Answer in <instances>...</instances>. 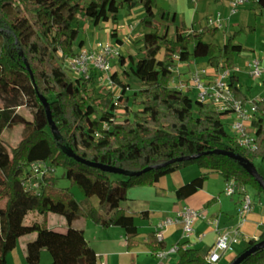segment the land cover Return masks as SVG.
<instances>
[{
	"label": "trees",
	"instance_id": "16d2710c",
	"mask_svg": "<svg viewBox=\"0 0 264 264\" xmlns=\"http://www.w3.org/2000/svg\"><path fill=\"white\" fill-rule=\"evenodd\" d=\"M136 2L144 11L140 22L149 28L138 40L142 43L140 55L120 53L119 64L127 65L112 74L117 89L96 96L93 87L98 71L85 79L69 75L64 66L76 52L82 31L79 21L89 20L95 25L111 21V36L116 37L119 7ZM257 3L264 9V0ZM171 25L173 32H169ZM217 30L175 23L174 14L158 7L157 0H0V90L8 95V102L0 106V264H7V253L23 236L29 238L25 245L28 264H40L44 248L52 257L46 264H99V255L82 226L86 220L105 228L122 227L127 246L132 247L131 236L138 232V224L135 214L120 204L128 198V189L153 186L163 175L193 164L202 171L177 187L179 198L202 188L215 171L226 180L234 179L264 193L238 160L214 152L230 150L252 162L255 158L264 161V91L258 99L259 112L251 119L257 145L252 150L238 144L222 123L233 110H218L197 98L193 100L190 92L170 84L177 61L190 60L192 46L207 32L214 34ZM237 33H229L223 44H206L208 66L235 68L237 55L248 50L235 42ZM238 81V75L232 72L228 86L246 105L250 88L242 90ZM20 93L33 100L35 110L30 118L18 110ZM40 96L46 98L58 138ZM16 125L23 127L22 138L9 149L2 133ZM65 149L90 162L142 172L130 175L103 170L75 159ZM186 156L195 157L184 159ZM36 161L64 168L70 186H56V175L47 173L38 180V187H27V167ZM72 186L78 187L82 198L75 195ZM216 199L212 197L206 207ZM31 213L43 220L27 221ZM51 213L64 217L63 231L45 225ZM138 214L145 219L149 211L142 209ZM263 238L264 230L258 237L248 238L235 256ZM146 244L153 254L166 245L153 235ZM176 252L174 264H213L207 260L209 249L204 246L195 248L187 241L178 242ZM239 264H264V247Z\"/></svg>",
	"mask_w": 264,
	"mask_h": 264
},
{
	"label": "crops",
	"instance_id": "0c3cea01",
	"mask_svg": "<svg viewBox=\"0 0 264 264\" xmlns=\"http://www.w3.org/2000/svg\"><path fill=\"white\" fill-rule=\"evenodd\" d=\"M121 1L123 0H115L116 3H119ZM197 3H198V0H157L158 7H161L169 11L171 14H174L175 23L184 22L186 25L191 26L193 28H196L195 22L198 21L197 20L198 18L196 17L200 11ZM143 13H144L143 7L140 2H136L130 7L126 5L125 6L122 5L121 7H119L117 26L116 25L114 26L116 27V30H115L116 37L111 36V29L113 26L110 21H102V22H105L103 25V30L105 31L103 35L102 33H99L97 30L99 23L95 25L91 21L86 20L84 23L83 31L80 34L79 40L77 41L75 50H77V48L79 47L90 48V44L92 46L93 43H95L96 45L98 42L113 41L116 43L120 53H122L123 55L125 56L129 54L135 55V53L133 52V47L135 45V42L138 41L142 37V35L145 33L144 32L145 29L142 28L139 30L137 28L138 27L137 23L134 22V18H139V22H140V19L143 16ZM173 27L174 25H171L169 27V32H173L174 30ZM117 39H120V42H116ZM138 45L139 47H141L142 43H139ZM135 56H138V55H135ZM195 56L196 54L193 53L192 57H195ZM248 60L250 59L245 60V63ZM191 62H192V59L188 61H184V62L177 61L176 65H178V69L175 67L173 69L174 76L170 83L171 86L178 87L182 89L184 92H187V91L196 92V90L191 85L192 81L190 78H191L192 73H194L195 71L205 70L207 73L204 76H206L209 79H212L218 75L219 70L214 67L208 66L206 61L201 65L200 63H197L195 71H192V69L190 68ZM117 63L118 65H120L118 60H116L114 62V67L116 69H117V66H116ZM125 65H127V63ZM238 70L240 71L242 69L241 68L239 69L238 63L236 60V66L232 70V72L236 73L239 77L237 86H239L242 90H244V87L241 83V75L238 73ZM247 72L249 75L248 67H247ZM183 85L184 87H182ZM263 85H264V81H263ZM246 88H251V85H247ZM229 114L233 115L234 118H237L236 113L231 112ZM183 170L184 168L173 172L172 174L173 176L170 178V180H168L167 185L166 184L163 185L162 180L160 179L153 186H138L139 187V192H138L139 204H141L139 205L140 206L139 208H141L140 210H142V208L147 209L149 211V214H148V217L144 219L146 222L143 223L142 228L141 226L138 225V232L135 235L131 236L132 242H133L132 247L127 246V240H126L127 235L122 227L110 226L109 231L114 232L115 235L107 238L109 250H107L105 254L101 253L100 251L96 250L95 246L92 244V241L89 240L86 234V228H84L85 236L87 240L94 247L99 257L102 258L103 256H105L101 260L102 262L101 264H112V263L120 264V262H122V260L125 257H128L130 254L131 255L136 254V257L138 259L136 258L137 261H134L136 262L135 264H144V263L166 264V262L168 263V261L170 260L169 256L171 254L167 255V257L163 259H160L157 257L156 254L151 253L146 242L153 235L154 227L160 220H162L166 216L172 215L177 209L181 208L183 205H186V204L194 208L204 209L207 217L206 218L198 217L195 219L193 223L192 232L190 236L188 237L184 236L181 223L173 224V225L166 227L164 230V241L166 244L165 247L167 248L177 244L178 242L187 241L189 246H192L195 248L204 246V247H207L209 250H212L214 248V244L218 236V231H217L216 225L213 223V219L218 220V226L220 228H232L237 223V216L235 214L237 198L228 197L225 195L222 196L223 195L222 191L226 184L225 178L222 179L221 187H219L218 191H214V189L209 187V178L211 174L214 173L212 172L210 173L208 179L205 181L202 188L198 189L195 193H193L192 195L188 197L179 198L177 197L176 192H175L177 187H179L181 184L191 179L193 176L192 172H183ZM157 188H158V191H157ZM170 191L173 192V197L171 199V202L173 205L170 207V209L167 208L166 204L164 206L158 205L154 209L152 208L151 205L148 204L149 200L154 201V202H160L161 199H164L166 197L165 195ZM212 197H216L217 198L216 201L212 205L206 207L207 202ZM232 200H234L233 203H235L233 204V208H231L232 202H230ZM232 210H234V212ZM262 225L263 227L261 229H257L255 231L253 228H251L248 225V222L246 221V223L244 224L241 230V236L238 241L240 243L239 246H243L241 247V249H243L246 246V241L248 238L250 237L256 238L259 236V234L264 230V222ZM84 226L86 225L84 224ZM118 238H119V241H121L122 243L118 242ZM117 243H120L121 245V246L119 245V248H116ZM125 248H126V251L124 250ZM124 251L125 253H128V255H126ZM141 255H143V257ZM140 256L142 257L141 259H140ZM226 256L227 254L222 255L219 261L220 264H222V261L224 260ZM230 261H228L226 264H228Z\"/></svg>",
	"mask_w": 264,
	"mask_h": 264
},
{
	"label": "rangeland",
	"instance_id": "374dc122",
	"mask_svg": "<svg viewBox=\"0 0 264 264\" xmlns=\"http://www.w3.org/2000/svg\"><path fill=\"white\" fill-rule=\"evenodd\" d=\"M198 6H199V13L196 18H198L195 22V27L198 29H208L211 28L207 22L206 18L208 15H215L217 13H221L224 18L223 27L218 29L214 34L207 32L202 41L200 43H196L195 46H192V50L196 54L195 57H192V62L190 64V68L192 71H195V68L197 66V63L203 64L206 61V44L209 42H215L218 44H223L227 40V36L229 33H233L235 31H238L235 42L240 43L246 47H248V50L243 51L240 53L236 60L238 63L239 69L238 73L241 75V83L244 87V90L246 91L248 88L247 85H251L250 90H247V95L250 99L254 97H261L264 91V54L262 55L261 51H264V9H260L258 7V3L256 0H244L242 5L238 6L237 11L234 14H230L229 9V0H198ZM126 4H124L125 6ZM127 6V5H126ZM229 17V18H228ZM86 20H80L79 26L81 27L83 31L84 23ZM111 22V21H110ZM134 22L137 23L138 29L144 28V32L148 31L149 28L143 26L139 22V18H134ZM105 22H100L98 24V32L102 33L104 35L103 25ZM112 23V22H111ZM201 25V26H199ZM113 26V24H112ZM117 26V24H116ZM251 27H253V30H251ZM174 28V27H173ZM81 31V33H82ZM80 33V34H81ZM80 37V36H79ZM139 42L136 41L135 45L133 47V52L135 55L139 56L138 49H139ZM95 45V43L92 44V46ZM90 44V49L92 48ZM118 57V56H117ZM117 57H114V59H111V64L114 65V62L117 60ZM253 57H262V67L263 72L260 76L257 77H251L248 75L247 72V64L245 63V60L251 59ZM65 69L67 70L68 74L77 77L79 76L78 73H74L69 70L67 64L65 63ZM117 69L121 71L123 69V66L116 64ZM184 79V78H183ZM115 83V82H114ZM93 85V84H92ZM91 86V84H90ZM92 87V86H91ZM94 94L100 95L105 90L111 89L106 87V85H103L101 82H97L94 84ZM117 85H115L114 89L116 90ZM131 92V90H129ZM191 97L193 100L196 99V92H190ZM19 99L21 101V105L19 106L18 110L23 113L26 117L30 118L32 116L33 111L35 110V107L33 105V100L29 98L27 95L19 94ZM8 102V95L0 90V106L5 105ZM134 109H137V106L133 107ZM262 108L260 107V110ZM236 118L233 117V115L228 114L222 118V123L224 124L226 130L234 136V130L232 128V124ZM22 132L23 127L21 125H16L13 128H6L2 133V138L7 143L9 149L11 147L17 146L22 138ZM254 166L256 169L264 176V161H262L260 158L254 159ZM202 169L199 168L197 165L193 164L190 166H187L184 168L183 172H192V177H195L201 173ZM175 172V171H174ZM54 174L56 175V181L55 185L58 187H67L70 186V180L65 176V169L62 167H55ZM172 173L163 175L160 179L162 180L163 185L168 184V180L173 176ZM222 175H220L218 172H214L211 174L209 178V187L214 189V191H218L219 187H221L222 182ZM170 182V181H169ZM247 194L251 197L253 202V207L251 212L248 214L247 222L248 225L253 228L255 231L257 229H261L263 227L264 222V193H258L254 187L251 185H244ZM72 190L75 193V195L78 198H82V194L77 186H72ZM139 187L133 186L128 189V198L125 200H121V206L128 209V212L135 214L136 222L139 226H141L144 222H146L143 218L139 216V211L141 208H139L141 204H139ZM216 193V192H215ZM138 195V196H137ZM132 196V198H131ZM164 199H161L160 202H154L150 201L148 202L149 205L152 206V208H156L159 206H164L166 204L167 208L170 209V207L173 205L171 202V199L173 197V192H168ZM224 196V194L222 195ZM238 194H235L233 197L239 199ZM232 202L231 208H233L234 200L230 201ZM129 205V206H127ZM229 206V205H228ZM166 208V209H167ZM236 208L235 207V214H236ZM143 209V208H142ZM234 212V210H232ZM232 212V213H233ZM32 213L29 214L27 221H30L31 218L39 220H43L42 216H35L32 217ZM85 223L82 224L84 228H86V234L90 241H92V244L95 246L97 251H100L101 253H104L109 250L108 241L107 238L110 236H114L115 233L112 231H109L110 228H105L100 225L95 224L91 220L84 221ZM84 224L86 226H84ZM45 225L47 227L63 231L65 229V219L59 214L51 213L47 215V220L45 222ZM113 228V227H111ZM29 240L27 236H23L17 240V243L15 247L7 253V264H28L25 259V245L26 242ZM118 242L119 238H118ZM122 243V242H121ZM116 248H119L120 243L116 244ZM240 243L237 242L234 244V249L231 251H227L224 254H227V256L222 261V264H226L228 261H230L235 254L241 250V247L239 246ZM121 246V245H120ZM170 249V247H168ZM126 251V248L124 249ZM124 251V253H125ZM128 252V251H127ZM128 255V253H125ZM170 260L166 264H174L177 259L178 255L176 251L170 252ZM143 257V255H141ZM140 256V259L142 258ZM99 257L100 264L102 263L101 260L104 258ZM130 257V258H129ZM133 258V259H131ZM135 258V259H134ZM136 254L129 255L128 257H125L120 264H135L136 260ZM52 259L50 252L47 249H43L41 252L40 257V264H46L50 262ZM138 259V258H137ZM111 263V262H109ZM113 264V263H112ZM147 264V263H144Z\"/></svg>",
	"mask_w": 264,
	"mask_h": 264
},
{
	"label": "built area",
	"instance_id": "2783aa9c",
	"mask_svg": "<svg viewBox=\"0 0 264 264\" xmlns=\"http://www.w3.org/2000/svg\"><path fill=\"white\" fill-rule=\"evenodd\" d=\"M244 0H229L230 14L237 11L238 6L242 5ZM224 18L219 12L215 15H208L206 22L210 27L220 29L223 27ZM229 18V17H228ZM262 55L264 51H261ZM120 54L118 46L113 41L98 42L91 49L79 47L74 55L68 57L65 61L70 71L75 74L78 73L80 77L88 79L91 77L93 71H98V82H101L106 87L114 89L115 83L112 79V74L116 70L111 59ZM173 58L178 59V55L174 54ZM249 75L251 77L260 76L263 72L261 57H254L246 62ZM178 69V65L172 68ZM218 75L212 79L204 76L207 72L195 71L191 74L192 87L196 90V98L200 101L209 103L212 107L218 110H233L237 114V118L232 124L234 135L238 144L251 148L252 150L257 147L255 141V132L251 125L253 115L259 112V97H254L248 101L246 105L235 98L233 92L228 86L229 76L232 70L224 67L219 68ZM214 72V71H213ZM209 73V72H208ZM184 87V85L182 86ZM55 166L41 161L31 163L27 167L28 180L26 186L31 188L38 187V180L44 174L54 173ZM222 193L225 196L233 197L238 194L236 216L237 223L232 228H220L218 220L213 219L216 225L218 236L214 244V248L209 250L207 260L210 263H219L222 255L234 249V244L237 243L241 236V230L247 221L248 214L251 212L253 202L251 197L247 194L245 186L238 184L234 179L226 180V184ZM206 218L204 209L194 208L190 205H183L177 209L172 215L164 217L154 227L153 236L157 241H164V230L166 227L173 224H182L183 234L185 237L190 236L193 223L196 218ZM177 244L169 248L165 247L159 250L156 255L158 258L163 259L167 257L172 251H176Z\"/></svg>",
	"mask_w": 264,
	"mask_h": 264
},
{
	"label": "water",
	"instance_id": "95a60500",
	"mask_svg": "<svg viewBox=\"0 0 264 264\" xmlns=\"http://www.w3.org/2000/svg\"><path fill=\"white\" fill-rule=\"evenodd\" d=\"M27 67L29 69V65H27ZM30 74H31V77L33 79V74L31 72V70H30ZM40 99H41L42 103L44 104V106L46 108L48 120H49L51 128H52V130L54 132V135L58 138L59 137V133H58V130H57V126H56L55 122L53 121V119L51 117L50 108H49V105H48V103L46 101V98L43 97V96H40ZM65 151L70 156H73L75 159H77V160H79L81 162L88 163V164H91V165H95V166H97V167H99V168H101L103 170H107V171H110V172H121V173L130 174V175L131 174H139V173L142 172V171H136V172L123 171V170H120V169H118L116 167L107 166V165H103V164H100V163L90 162V161L82 158L81 156L77 155L76 153H73V152L69 151L68 149H65ZM214 152L215 153L226 154V155H229V156L233 157L234 159L238 160L240 162V164H242V166L244 168H246L250 172L251 175L254 176V178L257 180V182L259 183V185L261 186V188L264 191V177L256 169V167L254 166V163L252 161H250L249 159L244 158L241 155H239V154H237V153H235L233 151H230V150L217 149V150H214ZM191 157H195V156H186V157H183V158L185 159V158H191ZM174 160H172V161H174ZM262 247H264V238L261 239L259 242L253 244L252 246L248 247L246 250L241 252L239 255L235 256L228 264H239V262H241L246 256H248L249 254H251L255 250L260 249Z\"/></svg>",
	"mask_w": 264,
	"mask_h": 264
}]
</instances>
